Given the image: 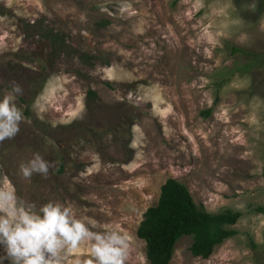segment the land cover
Here are the masks:
<instances>
[{
	"label": "rangeland",
	"instance_id": "374dc122",
	"mask_svg": "<svg viewBox=\"0 0 264 264\" xmlns=\"http://www.w3.org/2000/svg\"><path fill=\"white\" fill-rule=\"evenodd\" d=\"M240 1L0 0V98L19 86L24 117L0 142V185L37 208L70 205L94 231L119 230L127 264H149L136 230L174 178L205 211L241 217L209 258L184 236L168 264H264V0ZM39 20L66 42L38 92ZM35 154L49 173L25 178L20 165ZM68 264H92L90 245Z\"/></svg>",
	"mask_w": 264,
	"mask_h": 264
},
{
	"label": "clouds",
	"instance_id": "9594fccd",
	"mask_svg": "<svg viewBox=\"0 0 264 264\" xmlns=\"http://www.w3.org/2000/svg\"><path fill=\"white\" fill-rule=\"evenodd\" d=\"M16 86L0 98V142L20 131L23 112ZM50 164L40 154L20 165L25 178L47 176ZM76 216L70 205L47 202L40 207L23 201L14 186L0 185V264H68L69 253L82 244L90 245L92 264H127L128 237L119 230L104 228Z\"/></svg>",
	"mask_w": 264,
	"mask_h": 264
},
{
	"label": "trees",
	"instance_id": "16d2710c",
	"mask_svg": "<svg viewBox=\"0 0 264 264\" xmlns=\"http://www.w3.org/2000/svg\"><path fill=\"white\" fill-rule=\"evenodd\" d=\"M239 1V2H238ZM259 1V0H256ZM242 1L237 0V5ZM97 26L106 27L108 20L98 21ZM36 38L43 42L44 46L36 57L30 54L25 59L37 60L40 65L39 77H34L35 91H40L49 74L45 72L46 65L50 59L60 55L59 51L65 46L64 35L57 30L44 26L39 21H34ZM71 48V46H70ZM231 52L235 54L247 53L242 49L232 46ZM24 55V53H22ZM36 55V54H35ZM254 60L258 56L252 55ZM33 57V59H32ZM77 59L87 60L90 66L99 62L96 54H89L86 51L79 53ZM108 62L106 65L108 66ZM34 87V85H33ZM37 92V93H38ZM87 99L94 102L97 95L94 91H87ZM21 103L28 104L26 98H19ZM28 106L24 113L29 115ZM210 109L204 111L205 115L210 113ZM60 167H63V159H60ZM255 210L264 214V207L257 206ZM241 217L239 211L225 209L218 213H209L202 206H198L192 199L188 188L174 178H167L160 186V193L155 205L148 207L143 213L142 219L136 230V235L145 243V255L149 264H168L172 258L176 242L184 236H190L192 241L189 247L194 257L209 258L225 239L237 234L231 226ZM252 248L255 244L251 243Z\"/></svg>",
	"mask_w": 264,
	"mask_h": 264
}]
</instances>
